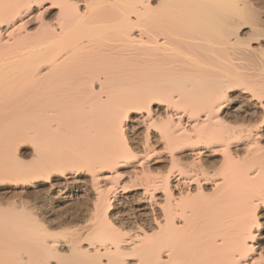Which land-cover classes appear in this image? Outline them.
<instances>
[{
    "label": "bare ground",
    "instance_id": "6f19581e",
    "mask_svg": "<svg viewBox=\"0 0 264 264\" xmlns=\"http://www.w3.org/2000/svg\"><path fill=\"white\" fill-rule=\"evenodd\" d=\"M0 264H264V0H0Z\"/></svg>",
    "mask_w": 264,
    "mask_h": 264
}]
</instances>
